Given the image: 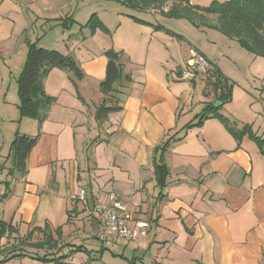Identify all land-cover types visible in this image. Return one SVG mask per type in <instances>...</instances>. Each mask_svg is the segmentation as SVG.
Wrapping results in <instances>:
<instances>
[{
    "label": "crops",
    "instance_id": "0c3cea01",
    "mask_svg": "<svg viewBox=\"0 0 264 264\" xmlns=\"http://www.w3.org/2000/svg\"><path fill=\"white\" fill-rule=\"evenodd\" d=\"M80 5L0 0V264H51L53 250L62 240L75 246L69 241L84 236V225L99 239V219L72 200L80 189L89 207L114 192L136 218L149 221L138 241L109 239L119 255L132 254L130 264H264V151L255 139H264V100L233 86L218 112L238 136L212 114L198 125L227 74L209 59L210 72L184 80L180 70L193 48L186 39L162 36L130 13L112 25L98 16L108 35L79 22ZM208 18L190 22L217 24L216 16ZM51 30H60L59 40L49 37ZM33 42L73 56L83 72L48 73L44 89L55 100L42 120L22 116L19 107L18 78ZM109 49L120 53L121 76L105 95L100 83ZM103 107L108 110L99 113ZM17 134L38 138L24 174L13 171ZM159 162L167 169L164 186Z\"/></svg>",
    "mask_w": 264,
    "mask_h": 264
},
{
    "label": "trees",
    "instance_id": "16d2710c",
    "mask_svg": "<svg viewBox=\"0 0 264 264\" xmlns=\"http://www.w3.org/2000/svg\"><path fill=\"white\" fill-rule=\"evenodd\" d=\"M132 1L142 8L161 9L165 7L164 3L166 0ZM165 14L174 18H187L193 21L195 25L197 24L196 21L202 23L207 20V16L214 15L217 18V24L211 25L212 27L218 28L230 38L237 39L248 51L264 56V0H225L222 2L214 0L208 6L193 4L191 0H179V2L165 11ZM88 25L93 30L99 27L109 32L108 28L96 15L91 16ZM106 56L108 58L106 76L100 83V89L105 95H109L114 90L115 82L121 76L120 53L114 49H109L106 51ZM53 68L69 69L77 77L83 76V72L73 56L63 54L56 49L41 47L34 42L29 43L27 59L18 78L19 107L22 116H30L39 120L47 116L55 98L45 92L44 78ZM219 84L215 83V88H219ZM222 87L224 89L221 91L218 101L209 104L205 108L200 114L197 124L201 125L203 120L212 114L219 117L228 130L238 136V131L231 125L229 119L218 112V108L223 102L232 98L233 86L223 83ZM107 110V107H103L99 113ZM172 139L173 137L166 139L155 149L156 152L164 151ZM255 139L264 151V139L261 137H255ZM37 141V136L17 134L12 143L14 173H26L27 159ZM157 175L160 184L164 186L167 169L161 162L157 163ZM9 191L10 188L7 186V191L3 196H7Z\"/></svg>",
    "mask_w": 264,
    "mask_h": 264
},
{
    "label": "rangeland",
    "instance_id": "374dc122",
    "mask_svg": "<svg viewBox=\"0 0 264 264\" xmlns=\"http://www.w3.org/2000/svg\"><path fill=\"white\" fill-rule=\"evenodd\" d=\"M212 1L214 0H191V3L208 6ZM217 1L222 2L224 0ZM177 2L179 0H166L164 3L165 7L159 10H168ZM84 6L85 10H82L77 17L80 23L86 24L92 15H96L109 25H112L118 22L120 15L130 13L139 17V22L161 31L162 36L172 37L173 35H178L186 39L194 49L200 50V53L227 74L228 81L226 82L229 85L242 86V89H246L254 99L260 98L264 100V56L248 51L237 39L226 36L218 28L207 25L196 27L187 18L170 17L164 12H158L155 15L150 10V12H146V9L138 6L132 0H85V3L81 0V9ZM211 18L208 19L214 20V16H211ZM157 24H161V26H157ZM79 28L80 26L77 31ZM105 33L111 35V30L110 32L105 31ZM60 35V30H51L49 37L59 40ZM47 44H51V42L49 41ZM213 74L216 77L215 72ZM220 77L225 80V75ZM249 100H252V98L250 97ZM239 102H242V100H237L238 104ZM256 103L257 101L253 102V105L257 106ZM259 121L263 122L264 118L262 120L260 117ZM82 221L85 224L87 217L82 218L81 223ZM83 229L84 236L81 234H79V237L72 235V240L69 241L75 246H65L66 241L62 240V246H57L58 248L53 250L56 252H53L54 254L51 253V264H130L129 260L132 258V254L125 251V253H122L124 255H119L115 240L101 241L96 238L94 229L89 228L85 231V225ZM53 236L58 239L59 234L56 232ZM117 241L122 244L125 240L118 238ZM80 245H83L87 250ZM103 246L106 248L101 253ZM56 255L57 257L60 255L63 257L60 258L61 260H58L59 258L53 259Z\"/></svg>",
    "mask_w": 264,
    "mask_h": 264
},
{
    "label": "built area",
    "instance_id": "2783aa9c",
    "mask_svg": "<svg viewBox=\"0 0 264 264\" xmlns=\"http://www.w3.org/2000/svg\"><path fill=\"white\" fill-rule=\"evenodd\" d=\"M212 69L211 61L198 50L191 48L187 67L180 70V77L184 80L195 79L200 73H208ZM72 200L81 201L87 207L89 214L99 219L100 240L119 238L126 241H138L148 234L149 221L136 218L128 205L122 202L114 192L108 194L106 201H97L92 207L88 206V195L85 189H80L73 194Z\"/></svg>",
    "mask_w": 264,
    "mask_h": 264
}]
</instances>
